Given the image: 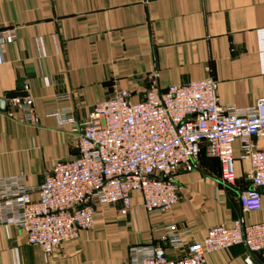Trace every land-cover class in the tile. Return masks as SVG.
<instances>
[{"label": "crops", "instance_id": "obj_1", "mask_svg": "<svg viewBox=\"0 0 264 264\" xmlns=\"http://www.w3.org/2000/svg\"><path fill=\"white\" fill-rule=\"evenodd\" d=\"M0 98L15 91L32 100L36 125L18 122L20 112L0 113V178L21 175L36 187L57 161L76 155L79 124L114 93L143 98L150 74L159 91L169 85L211 78L221 107H252L264 98V0H0ZM10 113V116L7 115ZM264 148V139H251ZM240 142L232 144L235 184L223 186L216 159L200 153L190 172L178 171L177 202L164 214L148 215L138 193L124 216L96 207L93 226L78 230L45 261L13 227L0 226V264H129L133 246H160L166 228L187 230L184 243L200 242L212 226L264 223L260 208L245 212L237 194L248 184ZM241 245L208 253L205 264H244ZM251 264H264L252 257Z\"/></svg>", "mask_w": 264, "mask_h": 264}, {"label": "built area", "instance_id": "obj_2", "mask_svg": "<svg viewBox=\"0 0 264 264\" xmlns=\"http://www.w3.org/2000/svg\"><path fill=\"white\" fill-rule=\"evenodd\" d=\"M13 39L12 29L0 31V43ZM147 83L137 102L120 91L95 103L79 124L74 158L55 162L36 187H26L21 175L0 178V226L19 230L45 261L78 230L92 228L96 207L126 215L132 192L139 194L148 215L169 212L180 191L175 174L190 172L200 153L217 160L223 186H234L235 141L248 163V185L237 194V202L245 212L259 210L264 148H256L251 139H264V98L237 110L218 105L211 78L169 85L164 91H159L155 74ZM7 105L20 112V124L36 125L29 96L10 98ZM186 234L170 226L160 237L176 252L172 258L160 246H133L129 264H205L206 254L236 245L245 248L244 264L257 254L264 256V223L212 226L200 242L184 243Z\"/></svg>", "mask_w": 264, "mask_h": 264}, {"label": "water", "instance_id": "obj_3", "mask_svg": "<svg viewBox=\"0 0 264 264\" xmlns=\"http://www.w3.org/2000/svg\"><path fill=\"white\" fill-rule=\"evenodd\" d=\"M22 82H23L22 79H18L17 84L15 86V91L11 93H7L2 98H0V113H4L6 110L5 100H8L13 97L24 96V94L21 92ZM255 257L261 259L260 254L255 255Z\"/></svg>", "mask_w": 264, "mask_h": 264}]
</instances>
